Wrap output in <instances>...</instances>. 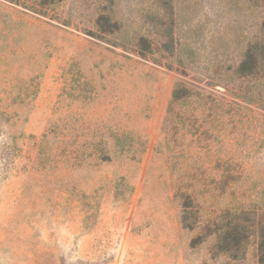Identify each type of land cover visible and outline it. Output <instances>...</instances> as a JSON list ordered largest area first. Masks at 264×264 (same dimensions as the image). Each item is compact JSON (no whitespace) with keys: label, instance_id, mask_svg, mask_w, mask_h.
Instances as JSON below:
<instances>
[{"label":"rangeland","instance_id":"1","mask_svg":"<svg viewBox=\"0 0 264 264\" xmlns=\"http://www.w3.org/2000/svg\"><path fill=\"white\" fill-rule=\"evenodd\" d=\"M51 12L0 0V264H260L256 231L228 253L218 229L242 213L264 226V93L229 71L264 0ZM103 13L114 35L98 36ZM182 84L192 96L173 102Z\"/></svg>","mask_w":264,"mask_h":264},{"label":"trees","instance_id":"2","mask_svg":"<svg viewBox=\"0 0 264 264\" xmlns=\"http://www.w3.org/2000/svg\"><path fill=\"white\" fill-rule=\"evenodd\" d=\"M15 5L22 7L28 12L38 14L40 16L52 18V12L56 2L59 0H6ZM172 24V23H171ZM96 28L99 37L105 35H114L120 29L119 24L112 19L109 14H101L96 22ZM260 36L252 37L246 45V48L241 56L240 62L237 66H231V76L233 79L240 80L242 82L253 83L257 89L264 93V22L262 23ZM163 31V34H162ZM162 50L169 55H174L176 52V43L174 39V33L171 28L167 30L159 31ZM149 41L142 37L139 40L137 54L144 58H149L156 49L152 44H148ZM191 93L185 85H179L176 87L173 93V102H180L191 98ZM263 101V100H260ZM264 102H260V107L264 108ZM191 199L184 200V209H192L190 206ZM189 203V204H188ZM242 216V217H241ZM231 218L227 226L218 229L221 233L220 239L223 240V245L219 248L223 252H243V248L246 242L254 235L258 240V260L260 264H264V226L260 225L253 229L254 226L249 224L251 218L242 213L238 217V220ZM237 257V256H235Z\"/></svg>","mask_w":264,"mask_h":264}]
</instances>
